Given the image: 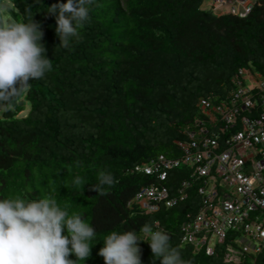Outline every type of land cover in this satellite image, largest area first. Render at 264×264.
<instances>
[{
	"label": "trees",
	"instance_id": "trees-1",
	"mask_svg": "<svg viewBox=\"0 0 264 264\" xmlns=\"http://www.w3.org/2000/svg\"><path fill=\"white\" fill-rule=\"evenodd\" d=\"M9 1V20L39 23L52 68L0 105V196L31 199L57 189V204L96 230L84 264H104L97 250L111 231L158 221L173 239L169 214L179 208L181 223L190 220L204 195L193 188L175 207L132 213L126 202L157 174L133 168L159 155L177 160L158 168L167 172L161 185L176 195L194 166L178 158L179 144H190L186 132L202 117L192 111L199 95L208 89L223 99L222 86L231 89L239 67L264 78V0L245 17L215 15L200 8L203 0H90L88 20L67 48L58 46L55 19L47 12L56 0ZM101 171L113 177L110 186L99 185ZM76 175L86 180L82 187L71 182ZM213 177L211 171L204 177L206 188L218 185ZM191 245L170 247L183 264H213ZM222 245L216 243L215 257ZM139 248L142 264H160L147 242ZM252 264H264V250Z\"/></svg>",
	"mask_w": 264,
	"mask_h": 264
},
{
	"label": "clouds",
	"instance_id": "clouds-1",
	"mask_svg": "<svg viewBox=\"0 0 264 264\" xmlns=\"http://www.w3.org/2000/svg\"><path fill=\"white\" fill-rule=\"evenodd\" d=\"M89 2L90 0H56L54 4L49 5L47 12L55 19L54 32L60 48L69 47L71 38L77 37L78 30L87 22L89 9L86 4ZM5 5L10 4L4 3L1 6ZM200 8L215 15L227 14L236 17H245L252 11L245 16H238L228 12L226 8L215 7L211 0L206 6L201 4ZM41 38L39 23L32 18L27 23L0 24V105L8 103L21 86L27 85L30 80L42 79L51 70V60L45 55ZM200 115L202 117H195V120L207 119L203 112ZM204 126L208 127L207 123H204ZM208 129L211 131V128ZM189 132L192 131L186 132L190 140ZM179 145L183 154L178 159L183 160L186 148L191 150V146L187 143ZM160 157L164 159L163 155H159L158 161ZM153 162L137 164L133 168L134 172L142 171L145 175L155 171L157 174L126 202L132 213L150 215L155 214L162 206L175 207L194 189L199 197L203 196L198 192L202 179L193 174L195 166H192L188 176L180 180L176 195L172 196L169 188L161 185L167 172L153 170ZM172 166L174 164L166 168ZM147 168H150V171H147ZM155 178L158 180L155 181ZM97 180L101 186H110L113 183V177L105 171L99 173ZM71 182L82 187L86 180L76 175ZM162 188H165V195L161 198H154L148 193L150 189H154L158 196V191ZM26 191L31 192L32 189ZM56 192L57 189H52L50 195L31 199L13 195L0 196V264H77V261L84 264L90 255V246L94 244L90 241L96 230L89 222H85L80 213L70 214L66 208H61L57 204ZM202 205L203 201L198 205L193 217L180 224L179 244L189 242L194 251L203 249V252L211 257L217 256L216 243L223 244V252L219 253L224 264H245L246 254L256 257L263 252L264 238L255 235L254 229L251 232L245 231L243 225L225 229L222 238L206 227L193 233H185L182 229L184 223L193 221L203 208ZM252 214L251 223L254 220ZM137 231L142 235H137ZM236 233L238 238H235ZM168 235L172 236V233L164 231L158 221L153 222V227L143 224L135 230L111 231L104 236L97 254L103 258L104 264H142L139 242L145 241L150 247L152 257L158 258L160 264H183L178 250L170 247ZM212 236L215 237L213 242L210 240ZM235 243H240L241 246L237 248ZM70 253L75 259L68 258Z\"/></svg>",
	"mask_w": 264,
	"mask_h": 264
},
{
	"label": "built area",
	"instance_id": "built-area-1",
	"mask_svg": "<svg viewBox=\"0 0 264 264\" xmlns=\"http://www.w3.org/2000/svg\"><path fill=\"white\" fill-rule=\"evenodd\" d=\"M211 1L215 7L226 8L238 16L247 15L258 4V0ZM232 84L226 100L212 102L201 97L198 102L207 119L195 120L196 130L188 134L192 150L186 148L183 161L194 164L193 174L202 179L198 192L204 195L203 208L193 221L184 223L182 229L193 233L206 227L222 238L225 229L243 225L245 231L254 229L255 235L264 238V219L250 222L251 213H264V78L246 67H239ZM205 121L211 131L204 126ZM176 163L160 157L153 162V170ZM213 166L215 175L212 177L220 180L218 183L223 190L228 191L224 194L215 186H205L203 179ZM155 192L154 189L148 191L152 197L161 198L165 188L158 191V196Z\"/></svg>",
	"mask_w": 264,
	"mask_h": 264
},
{
	"label": "rangeland",
	"instance_id": "rangeland-1",
	"mask_svg": "<svg viewBox=\"0 0 264 264\" xmlns=\"http://www.w3.org/2000/svg\"><path fill=\"white\" fill-rule=\"evenodd\" d=\"M3 1H4L3 3H9V4H11V2L9 0H3ZM208 3H210V0H203L201 4H202V6H206ZM0 13H1L2 18L4 20V23L15 22V21H11V19L9 20L8 12H6V8L4 6H0ZM247 81L248 80L245 78V84H247ZM231 88H233V86ZM222 90L225 93L224 94L225 95L224 98H226L228 96V94H229L230 88L227 89V86L226 85H223L222 86ZM204 92L205 93L202 92V94L199 95V97L196 99L195 106H193V110L192 111H193V114L196 115V116H199L200 113L202 112L201 108L198 105V101L200 100L201 96L205 95L208 99H211V100L215 98L214 96L210 95L211 92H209L208 89L207 90H204ZM224 98L223 99H221V98L214 99L213 101H215V102H222L223 100H225ZM22 114H24V113H21L20 115H22ZM214 168H215L214 166L211 168V174L212 175H215ZM217 181H220V180H216V182ZM215 188L216 189H219L220 194H224V192H228V191H224L223 190L224 188L222 187V184L221 183H218V185L216 184L215 185ZM252 218L253 219H256L257 218V220L262 221L264 219V213L261 212V211H256V212H254L252 214ZM181 220H182V212H181V210L179 208L173 210L169 214L168 223H169L170 228H171L169 230L171 232L172 231L175 232L174 238L173 239H170V241H169L170 242L169 243L170 245H175L176 243H178V245H180L178 238H179ZM178 222H179V224H178ZM234 235H236L235 238H238L237 233L234 234ZM210 240L212 242L215 241V237L212 236L210 238ZM249 240H251V239H249ZM234 246H236L237 248H239L241 246V244L240 243H235ZM174 249H175V247H174ZM254 258H255V255L246 254L245 255V264H252ZM210 261L213 264H224L223 259H222V256H220L219 258L218 257H211Z\"/></svg>",
	"mask_w": 264,
	"mask_h": 264
}]
</instances>
